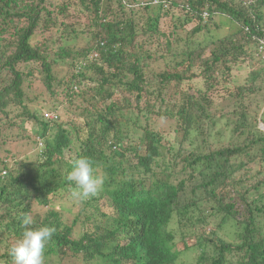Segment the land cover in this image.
Here are the masks:
<instances>
[{
    "label": "trees",
    "instance_id": "obj_1",
    "mask_svg": "<svg viewBox=\"0 0 264 264\" xmlns=\"http://www.w3.org/2000/svg\"><path fill=\"white\" fill-rule=\"evenodd\" d=\"M215 17L235 32L212 36ZM66 21L89 31L85 46ZM259 40L264 0H0V151L41 146L34 162L0 156V264H14L22 213L56 229L43 254L59 264H177L196 250L182 264H264ZM37 76L46 89L33 95ZM53 83L66 122L43 118L58 113ZM81 156L103 183L75 200Z\"/></svg>",
    "mask_w": 264,
    "mask_h": 264
},
{
    "label": "rangeland",
    "instance_id": "obj_2",
    "mask_svg": "<svg viewBox=\"0 0 264 264\" xmlns=\"http://www.w3.org/2000/svg\"><path fill=\"white\" fill-rule=\"evenodd\" d=\"M72 11V10H70ZM77 17V21L79 24H81L83 27H86V26H89V23L90 21L92 20V17L93 15L92 14H80V15H76ZM71 21V19L69 20ZM69 21H66V25L72 27L74 26L76 29H82L84 32H83V37L81 36V38H78L76 40H71V43L70 45L72 46H77V47H80V46H85V42L87 41L88 37L86 34L87 32H89L88 30H86L85 28H82V27H78V26H75L73 25L71 22ZM195 21L196 20H192V22H188L187 24H185V28L186 29H190L191 27H193V25L195 24ZM204 21H207V20H204ZM215 24H219L220 27L218 28V30L216 31L215 30V27H214V23ZM226 22V23H225ZM227 21L226 20H222L221 18H218V17H215L214 20L211 22V25H210V31H211V34L212 36L214 37H219V38H223V37H226L227 35L231 34V33H234L235 32V27L231 26V24L227 25ZM159 27L161 29V31L163 32H167L169 30V28H171V20L170 18H163L159 24ZM90 30H92L91 28H89ZM87 32H86V31ZM74 46V47H75ZM249 62V60H247L246 58V62L243 63V65H247ZM255 69H259V67L263 68L264 69V65L261 64V63H257L254 65ZM240 70H236V72L238 73ZM32 85H33V88L37 89L38 92H35V91H31L33 93V95H38V93H43L46 89L41 77H35V78H32ZM242 80V79H240ZM239 78H237V82H240ZM53 85V92L55 93V98H51L52 102L56 105L57 109H58V114L60 115L61 117V121H68L70 120V116H67V115H63L61 114L63 110V105H67L68 104V98H65V94L62 92V89L61 87H56L54 86V83L52 84ZM261 92L263 93V96H264V87L263 89L261 90ZM29 98H32V94L29 93ZM50 100V102H51ZM27 103V102H26ZM28 104V103H27ZM221 107L222 105L218 106V105H214L212 107H210L211 109V114H217V116H221L222 112H221ZM231 118V117H230ZM230 118H227V121H231V122H234V119H230ZM260 119L263 121L264 123V107L262 108L261 110V113H260ZM218 120V119H217ZM221 133H223L222 135H218L216 136V139H214L216 142H220V143H223L224 141H227L228 140V135H225L224 134V131ZM215 137V136H214ZM39 144V143H38ZM37 146L36 145H31L30 144V141L26 142L25 140L23 142L21 141H6L5 143L1 144V151H0V156L1 157H5V158H8V160H10V157L13 158V160H16V161H19V160H26L28 162H34L37 158V153L39 152L41 146L40 144ZM43 144V142H42ZM5 151H8L5 152ZM103 211H108V212H111L110 209H106V208H103ZM232 235H233V228L230 227V226H225L223 228V230L221 231L220 233V236L226 240L227 242H231L232 241ZM198 255V250L196 251H193V252H190L188 253L185 257L184 256H181L179 258V260L177 261V264H182L184 262H187L189 260H193L195 259L193 256H196V253ZM42 262L43 264H59V260L58 258L55 256V255H50V256H47L45 254H43L42 256Z\"/></svg>",
    "mask_w": 264,
    "mask_h": 264
},
{
    "label": "clouds",
    "instance_id": "obj_3",
    "mask_svg": "<svg viewBox=\"0 0 264 264\" xmlns=\"http://www.w3.org/2000/svg\"><path fill=\"white\" fill-rule=\"evenodd\" d=\"M207 17V12L204 11L202 13L203 21L206 20ZM256 53L261 61L264 62L263 40H259ZM59 117L60 115L57 112L44 111L43 113L44 120L57 121ZM260 127L262 128L263 125L260 124ZM93 172V161L91 158L81 156L73 160L72 169L67 179L75 185V189L72 191V196L75 200H83L95 195L98 187L103 183L102 178L94 176ZM20 224L23 228L21 236L9 251V255L12 257L14 264H43V252L46 245L51 242L56 229L48 226L39 228L31 227V225H33V219L27 213L21 214Z\"/></svg>",
    "mask_w": 264,
    "mask_h": 264
}]
</instances>
